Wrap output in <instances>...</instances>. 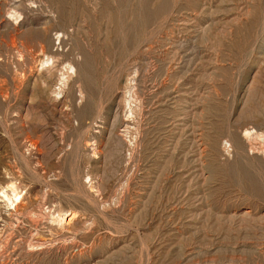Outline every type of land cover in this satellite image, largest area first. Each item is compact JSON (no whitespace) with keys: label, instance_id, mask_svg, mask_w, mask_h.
<instances>
[{"label":"rangeland","instance_id":"374dc122","mask_svg":"<svg viewBox=\"0 0 264 264\" xmlns=\"http://www.w3.org/2000/svg\"><path fill=\"white\" fill-rule=\"evenodd\" d=\"M250 129L264 0H0V264H264Z\"/></svg>","mask_w":264,"mask_h":264},{"label":"bare ground","instance_id":"6f19581e","mask_svg":"<svg viewBox=\"0 0 264 264\" xmlns=\"http://www.w3.org/2000/svg\"><path fill=\"white\" fill-rule=\"evenodd\" d=\"M61 36V35H60ZM59 36V37H60ZM61 38V37H60ZM57 40H58V38H57ZM42 49V48H41ZM50 57V56H49ZM48 61V60H47ZM67 67V66H66ZM65 68V67H64ZM68 68V74L73 70V68L71 67V66H69V67H67ZM66 72V71H65ZM64 72V73H65ZM63 75V74H62ZM60 79V78H59ZM62 79V78H61ZM61 84V83H60ZM59 84V85H60ZM63 88V87H62ZM60 89V88H59ZM57 96V95H56ZM60 96V95H59ZM251 130V129H250ZM252 131L253 130H251V132L250 131H244L245 133V137H253L254 139H258V140H260L262 137H261V135H259V134H255L254 132V134L252 133ZM256 132V131H255ZM243 134V133H242ZM250 138V139H251ZM247 140H249V139H247ZM262 140L264 141V137L262 138ZM253 141H255V140H253ZM250 142H251V140H250ZM263 147V146H262ZM9 186V190L11 189L12 191H13V193H15L16 192V189H15V187H14V185L13 184H10V185H8ZM2 192H4V191H2ZM1 192V195H2V197H3V201L5 202V201H7V202H9L10 203V205H12V207L13 208H16L17 207V204L19 203V202H21V200H22V198H23V196L21 195V194H17V193H15L16 195H15V198L13 199V197L11 198L10 196H9V194H7L6 192H4V193H2ZM11 207V208H12Z\"/></svg>","mask_w":264,"mask_h":264}]
</instances>
